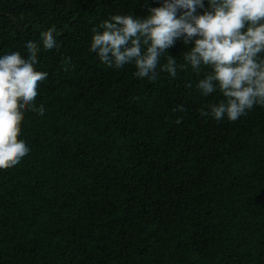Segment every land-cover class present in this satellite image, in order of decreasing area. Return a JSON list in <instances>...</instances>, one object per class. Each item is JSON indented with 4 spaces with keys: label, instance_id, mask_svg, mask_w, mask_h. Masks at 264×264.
<instances>
[{
    "label": "trees",
    "instance_id": "16d2710c",
    "mask_svg": "<svg viewBox=\"0 0 264 264\" xmlns=\"http://www.w3.org/2000/svg\"><path fill=\"white\" fill-rule=\"evenodd\" d=\"M158 5L0 0V56L27 57L35 41L48 73L44 115L21 124L30 152L0 170V264H264V107L234 122L202 115L224 99L196 88L211 69L161 71L169 54L186 63L180 40L155 82L89 51L104 20ZM52 27L59 47L44 50Z\"/></svg>",
    "mask_w": 264,
    "mask_h": 264
},
{
    "label": "clouds",
    "instance_id": "9594fccd",
    "mask_svg": "<svg viewBox=\"0 0 264 264\" xmlns=\"http://www.w3.org/2000/svg\"><path fill=\"white\" fill-rule=\"evenodd\" d=\"M147 12L145 17L116 14L104 20L92 29L89 51L110 68L134 64L136 77L155 82L160 58L180 40L190 48L186 63L177 65L169 54L161 71L175 79L189 65L197 74L211 69L196 88L203 96L219 91L224 99L202 115L234 122L254 106L264 107V0H207V6L205 0H159ZM54 33V27L41 32L44 50L59 47ZM25 47L27 57L18 51L0 56V170L19 165L30 152L20 138L25 112L45 113L35 100L48 73L35 68L37 42L27 41ZM64 63L71 59L65 57ZM181 121L179 117L175 123Z\"/></svg>",
    "mask_w": 264,
    "mask_h": 264
}]
</instances>
